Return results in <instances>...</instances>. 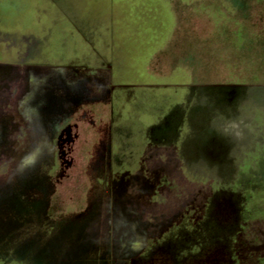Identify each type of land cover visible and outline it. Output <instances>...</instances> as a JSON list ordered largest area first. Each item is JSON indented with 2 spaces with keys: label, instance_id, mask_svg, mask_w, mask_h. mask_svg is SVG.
Returning a JSON list of instances; mask_svg holds the SVG:
<instances>
[{
  "label": "rangeland",
  "instance_id": "rangeland-1",
  "mask_svg": "<svg viewBox=\"0 0 264 264\" xmlns=\"http://www.w3.org/2000/svg\"><path fill=\"white\" fill-rule=\"evenodd\" d=\"M108 259L264 264V0H0V264Z\"/></svg>",
  "mask_w": 264,
  "mask_h": 264
},
{
  "label": "crops",
  "instance_id": "crops-1",
  "mask_svg": "<svg viewBox=\"0 0 264 264\" xmlns=\"http://www.w3.org/2000/svg\"><path fill=\"white\" fill-rule=\"evenodd\" d=\"M171 38H172V35H171ZM98 40L99 39L95 40L96 44H93L92 42H90V43L85 42V44H87V46H88V47H86L88 54L87 55L83 54L82 56L86 55V56H84L86 60H87V57H90V55H93V56L90 57V59L91 58L95 59L97 57L96 54H99L100 57H98L96 59H98V61H101V57H102L101 53L102 54H104V53L101 51V49L98 48V44H97ZM170 42L171 41H169V43ZM169 43L167 45H165L164 47H160L158 50H156V52L154 54H156L159 50L168 47ZM110 44H111L110 42H107L106 43V48H110L111 47ZM92 48H95L96 51L94 50V52H93ZM95 52H96V54H95ZM104 57L105 56L103 55V58ZM82 59L83 58L81 57V59L79 61H71L70 63H64L62 65L59 64V65H56V66H52V68H51L52 72H53V75H51L52 77H51L50 80L53 81L52 83L54 84L55 88L60 89V91L64 93L63 94V98H62V103H61L62 107L59 109V113L57 115H61L62 113L63 114L64 113H68V114H65L66 117L64 119H62V121L59 122L58 126L66 124L67 119H69L71 117L70 116L71 115V111H72V107H71V104H70L71 102L68 101V99L66 100V97H65L67 95L66 91L69 88V86H72L74 83L81 85V84L86 83L87 81H90L87 77H85V78L81 77V79L79 81H74V82L73 81H69L68 78H67V77H69V75H68L69 71L71 72L73 69H77V71H78V69L79 70L80 69L81 70H85V71L92 69V65L87 63L86 60L84 61ZM105 60L109 61L106 57H105ZM79 62H85V63L81 64ZM111 69L113 70L112 67H111ZM109 83H110V81H109ZM188 116L192 118V114H191L190 110L188 111L187 118H189ZM190 124H191V129H193L194 128L193 127L194 123L192 122ZM197 125H198V123H197ZM193 133H194V131L192 130L191 134H193ZM197 134H199L198 131H197ZM105 263L106 264H111L109 259Z\"/></svg>",
  "mask_w": 264,
  "mask_h": 264
}]
</instances>
